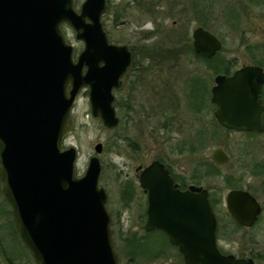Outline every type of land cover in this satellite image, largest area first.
I'll use <instances>...</instances> for the list:
<instances>
[{"label": "water", "instance_id": "obj_1", "mask_svg": "<svg viewBox=\"0 0 264 264\" xmlns=\"http://www.w3.org/2000/svg\"><path fill=\"white\" fill-rule=\"evenodd\" d=\"M108 6L107 0H83L79 10L75 0H0L1 188L37 264H120L108 193L99 183L103 143L96 144L97 154L82 176L76 171L78 149L64 146L73 131L71 111L84 87H89L93 116L110 129L120 122L115 92L133 56L128 44L109 38L103 22ZM64 23L85 44L77 58ZM192 34L199 54L212 56L223 48L204 26ZM263 82L264 69L258 65L217 74L212 101L219 122L262 130ZM227 155L218 147L211 157L224 163ZM139 177L148 192L145 229L165 232L187 264H251L219 249L218 219L207 188L180 189L160 160ZM227 207L249 227L261 210L254 196L238 188L228 193Z\"/></svg>", "mask_w": 264, "mask_h": 264}, {"label": "rangeland", "instance_id": "obj_2", "mask_svg": "<svg viewBox=\"0 0 264 264\" xmlns=\"http://www.w3.org/2000/svg\"><path fill=\"white\" fill-rule=\"evenodd\" d=\"M82 2L83 0H75L77 9H80ZM109 2L110 9L103 20L110 38L116 44L127 43L136 50L153 49V53L157 54V48H168V44H171V41L173 43L174 39L181 38V45H186L185 42L192 43L191 33L199 24L223 40L224 48L220 53L224 58L234 59L236 66L233 69L252 63L253 51L264 49V15H260V12L264 11V3L251 6L248 0ZM63 29L67 40L74 45L77 57L84 48V42L76 37L75 30L67 23H64ZM154 30L157 33L153 37L145 38ZM181 55L180 60L170 59L172 63L146 61L144 64L148 65L149 69L132 73L145 76L144 81L140 79V84L133 93L137 97V105L132 112L123 106L125 97L132 91L130 80L136 79V76L130 75L127 85L117 92L116 110L121 119L116 128H106L99 117L92 115L89 90L86 88L81 90L72 111L74 129L65 138L64 145L75 146L79 151L76 161L77 174H84L90 157L97 154L96 144L103 143V151L98 154L102 162L100 185L108 193V207L113 216L112 224L121 264H136L125 246L126 238L146 233L145 198L137 181L136 168L141 164L150 163L153 159L163 158L172 165L178 178L186 175L191 177L198 162L205 163L210 159L213 149L217 146L225 147L232 159L229 164L222 166L221 174L210 179L205 178L202 184L209 188L214 196L221 198L220 207L216 209L220 219L219 236L226 243L221 241V245L223 242L225 248L235 250L240 243L247 244L249 239L244 237L253 236L259 238L264 247V218L257 227L240 229L224 208L227 192L237 187L233 184L238 183L244 188H249L251 184L252 178L249 175L244 178L228 175L248 170L244 165L247 163L243 161L248 159L244 153V143L247 139L237 132L227 134L214 124V108L210 98L215 74L202 60L187 52ZM191 76H200L210 89L209 105L205 108V104L202 111L191 108V103L187 102L184 96V85H187ZM166 79L172 81L171 86L177 97L174 95V99L166 100V107L161 106L158 112L157 91L166 85ZM201 129L204 133L202 136L199 135ZM197 138L201 139V142L197 143ZM193 141L196 147H201L195 155L181 151L186 143ZM1 187L0 181V264H36L31 251L16 230L12 206ZM2 210L5 214H2ZM163 238L154 234L151 240H155L158 248ZM181 260L178 250L168 246L163 256L153 260L145 258L139 260L138 264H182Z\"/></svg>", "mask_w": 264, "mask_h": 264}, {"label": "flooded vegetation", "instance_id": "obj_3", "mask_svg": "<svg viewBox=\"0 0 264 264\" xmlns=\"http://www.w3.org/2000/svg\"><path fill=\"white\" fill-rule=\"evenodd\" d=\"M249 4L251 6H255V5H262L264 3V0H248ZM110 3V2H109ZM244 12V10H242ZM263 14L264 15V11L260 12V15ZM130 47V46H129ZM132 50V54H133V61H132V65L131 67H129V71L126 73V75L123 77V86L122 88H120L121 90L127 85V83L129 82V77L130 75L132 76V73H135L136 71H143L144 69H149L148 65H145L144 62L146 63V61L150 62V63H159V64H166L168 63H172L171 60H160V59H147L145 57H143V54L140 53L142 50H138L139 54L141 55L140 57L142 59H140L139 61H137L136 64H134L135 61V53H136V49L130 47ZM253 55H254V59L252 61L253 65H258L260 67H262L264 69V65H262L264 63V49L261 50H254L253 51ZM245 65V64H243ZM242 65V66H243ZM240 66V67H242ZM153 68H155L156 66H152ZM133 71V72H132ZM143 73V72H142ZM136 79H131L130 83H132V91L130 93L127 94V96L125 97V100L123 102V106L127 109V111L132 112L137 105V97L135 95H133V93L137 90V85L140 84V79H143L145 76L143 77L142 75H138L137 73L135 75H133ZM192 77V76H191ZM190 79L187 82V85H184V91H185V97L187 98V102L191 103V108H194L196 111L201 110L202 111V107L205 108L208 107L209 105V96L206 94V91L203 87H201V90H199L198 88L195 90H199V92H194V94H196L195 98L193 95H190V91L193 90V87H191V83L192 80ZM205 82V81H204ZM172 81L170 79H166L165 80V86H161V90L157 91L158 94V112L161 110V106L162 107H166V100H171L174 99V97H177L175 91L173 90V86H171ZM207 84V83H206ZM205 84V85H206ZM144 87V83L142 84ZM208 85H206L207 87ZM175 95V96H174ZM174 96V97H172ZM200 96V97H198ZM260 97L262 99V103H264V82L260 85ZM195 100V103H194ZM196 102L200 105L197 106ZM212 106L214 108V112L217 109V105H215L214 102H212ZM203 105V106H202ZM170 110V109H169ZM263 123H264V114H263ZM216 125L220 128H222L223 131L227 132V134L231 133V132H237L239 133L242 137H244L246 140V142L244 143V146L246 148L245 153V157H247V160H243L246 164H244L246 167H248L247 171H243V172H238L236 173H232V174H228V175H239L240 178H244L245 175H249L252 178L251 184L249 185V188H244L240 185H238V183H235L233 185H237V187H234L232 189H242V190H246L248 191L251 196H254L256 198V200L260 203L261 206V210L258 213V216L256 221L249 227V226H245L243 224H241L240 222H238L237 220H235L234 218H232L231 214L228 211L227 208V204L225 203L226 207V212L227 214H229L230 218H232V221L235 223V225L240 228V229H252L254 227H257L258 224L260 223V221L262 220V218H264V127L262 130L260 129H251V130H237V129H233V128H229L226 126L221 125L218 120L216 122ZM223 147V146H221ZM224 150L228 153L229 156V160H227L224 163H218L216 161H214V163H216L218 165V167L220 168V172L217 174V176L219 174H221V170H222V166H226L227 164L230 163L232 156H230V153L226 150L225 147H223ZM153 160H160L161 162H163L165 164V166L170 170V174L173 176L174 180L176 183H178L179 187L182 190H186L187 188H189V186L192 184L189 180H187L189 178L188 175H186V177L181 176L180 178H178L175 174V172L172 169V165L163 158H156ZM152 160V161H153ZM209 160V159H208ZM210 160L213 161L210 157ZM151 161V162H152ZM150 162V163H151ZM150 163L148 164H141L137 167L138 170L137 171V176H138V180H139V175L141 173V170H143L146 166H148ZM207 172V171H206ZM205 172V174H206ZM187 178V179H186ZM207 179H210L209 176L206 177ZM137 180V181H138ZM139 183V187L141 189L142 195L145 198V211H147L148 208V192L145 191V189L141 186L140 181H138ZM207 188V187H206ZM209 189V188H208ZM228 195V192L226 194V197ZM209 198L211 199L212 203L214 201H216L217 203L219 202V206L221 204V198H219L220 196H214V194H212V192L209 189ZM214 204V203H213ZM214 209H219L217 208V206H214ZM146 213V212H145ZM218 215V213H217ZM219 217V216H218ZM220 221V219H219ZM245 239H249V241L247 242L246 245L240 243L239 247L236 248L235 250L229 249V248H225L222 239H220V249L222 250L223 253L225 254H233L237 259H244L246 261H248L251 264H264V247H262V241H260L259 238L257 237H253V236H248V237H244ZM221 241L222 245H221ZM225 243V242H224ZM249 243V245H248ZM226 244V243H225ZM253 245L251 248L249 246ZM250 248V249H249ZM182 259V264H186L185 261Z\"/></svg>", "mask_w": 264, "mask_h": 264}, {"label": "trees", "instance_id": "obj_4", "mask_svg": "<svg viewBox=\"0 0 264 264\" xmlns=\"http://www.w3.org/2000/svg\"><path fill=\"white\" fill-rule=\"evenodd\" d=\"M117 20V19H116ZM156 21V20H155ZM158 22V21H156ZM157 30V29H156ZM151 31L148 33V35L145 38H151L153 37L157 31ZM182 41L181 38L180 39H174L173 43L171 41V44H168V48H164V47H160L157 48V54L153 53V49H147L144 48L140 53H144L143 57L147 58V59H160V60H180L182 58L183 52H187L190 55L194 56L195 58L202 60L204 62V64H206V66L213 72V74H217V73H226V74H230L232 73V70L234 68V66H236V63H234V59H229V58H224L222 53L218 52L216 55L213 56H204L201 54L196 53L193 50L192 44L188 42H185L186 45H181ZM147 46V45H146ZM136 51V55H135V61L134 64L137 63V61H139L140 59H142L138 52V50ZM192 83L190 84L193 90L190 91V95L195 96L196 94H194V92H199V90H201V87H203L206 91V94L208 92V96L210 93V89L207 86L206 87V82H204V80L199 76V77H191ZM198 88L199 90H195ZM200 97V96H198ZM195 103V100H194ZM197 106L200 105L196 102ZM214 124L215 123V119H214ZM204 129V128H203ZM203 129H201L199 131V135L202 136V134H204L202 131ZM206 129H204L205 131ZM206 132V131H205ZM194 139V138H193ZM198 139V138H197ZM195 141L193 142H188L186 143L184 146V148L181 149V151H188L190 153H192L193 155H195L194 153L197 152L198 149H200L201 147H196L197 145L194 144ZM196 142H201V139L196 140ZM204 164V165H203ZM206 166V167H205ZM207 171V172H206ZM206 172V174L204 173ZM220 172V168L218 167V165L216 163H214L213 161H211L210 159L207 160L205 163L200 161V163L198 162V165L195 167V169L193 170V175H191V177H189L188 179L190 180L191 183H196V184H202L205 180V178L207 176H209L210 178L217 176V174ZM207 179V178H206ZM232 183V182H231ZM214 206L218 208L219 206V202L217 203L216 201L213 202ZM2 214L4 213V210H2ZM14 223V221H13ZM161 233V234H160ZM155 232V233H145L143 235L140 236H135L132 238H126V248L127 251L130 254V257L134 259V262L136 264H138L139 260H143L145 258L149 259V260H153L156 258H159L161 256H163L164 253H166L167 247H173V245L168 242V238L167 236L162 233V232ZM154 234H159L162 235L164 238L162 240L161 245L157 248V243L155 242V240H151V237ZM20 236V235H19Z\"/></svg>", "mask_w": 264, "mask_h": 264}]
</instances>
